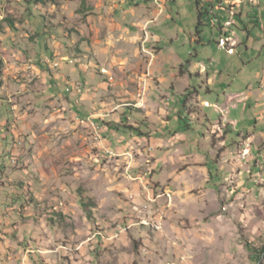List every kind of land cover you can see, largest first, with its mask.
Instances as JSON below:
<instances>
[{"label": "rangeland", "instance_id": "rangeland-1", "mask_svg": "<svg viewBox=\"0 0 264 264\" xmlns=\"http://www.w3.org/2000/svg\"><path fill=\"white\" fill-rule=\"evenodd\" d=\"M44 2L0 0V264H255L247 246L262 254L264 264V97L253 99L259 105L231 108L235 130L224 145L219 131L209 130L219 125L214 105L223 90L246 93L262 73L260 31L251 32L254 50L239 47L232 56L218 49V30L209 21L203 27L206 46L190 45L198 0ZM134 12L150 15L138 19ZM117 13L129 17L123 26L131 32L124 38V16ZM132 20H149L144 34L160 38L157 65L172 66L168 37L180 33L187 39L181 49L189 55L196 50L215 76L212 88L206 76L195 80L194 90L202 88L212 108L201 103L202 113L186 132L189 142L194 139L189 148L207 152L215 177L200 174L202 169L183 177L151 170L152 144L127 145L134 137L127 127L137 128L132 124L141 118L133 93L141 89L139 105L149 93L134 69L141 51L130 39ZM238 37L245 42L247 34ZM107 38L116 40L109 46ZM171 99L172 107L185 101L180 95ZM192 101L188 95L196 113ZM121 104L130 106L123 112ZM80 199L94 204L91 218Z\"/></svg>", "mask_w": 264, "mask_h": 264}, {"label": "crops", "instance_id": "crops-1", "mask_svg": "<svg viewBox=\"0 0 264 264\" xmlns=\"http://www.w3.org/2000/svg\"><path fill=\"white\" fill-rule=\"evenodd\" d=\"M153 1L154 0H151V2ZM198 1V17L200 14V21L202 25L198 31L196 27L195 35L192 33L189 34L190 45H195V48L206 46L203 40V27L205 26L206 21H209L208 23H210L213 28L218 30V38L216 40L218 49L226 50L228 54H232V56L236 54V49H239V47H244L246 51L255 49L254 43L250 38L252 35L251 32H253V30L258 29L260 31L258 33V38L264 40V0ZM207 6H210V8L208 10H204L203 13H201V10L205 9ZM217 11L218 13H216ZM117 14H123L124 16V21L121 24V27H123L122 34L124 38L131 32L130 28L123 26V24L126 22L125 20H127L129 17L127 13ZM132 14H134V17H138V19H144L146 15H150L149 13L135 12ZM158 14L154 13L155 19H157ZM245 17L247 20L246 22H244ZM261 17L262 19H260ZM249 20H251V23H248ZM148 21L149 20H145L142 24H139L140 22L132 20L133 24H130L133 26L132 30H134L135 33L133 35H130V39L139 44V52L141 51V53H139L138 57L134 61V69L135 72L140 73L141 75L140 79L142 80H140V86L148 87L149 93H146L142 105H139L141 104L140 101L142 100L138 99V96L140 95L139 93H141V89L140 91L135 90L133 93V97L136 99V103L133 105L134 109H136L135 113L140 115L141 118L136 119L133 124H130L137 126V128L140 129V132L143 135L137 136L136 134L131 132L134 137L127 142V145H130L132 141H134L135 144L139 143L143 146V148L145 145H147L148 141L152 144L153 153H151V156H156V161L153 167H151V170L157 171L159 169L161 171L163 169V171H165V168L168 170V176L176 175L177 177H183L191 171L202 169V173L200 174H203V170H205L204 172H207L209 176L212 175V177H215L214 169H216V167H214L213 165H207V152H203V150H201L202 153L200 151L196 152L195 150H193V148H189L192 146V142L194 139L191 138L189 142L190 136L186 132L190 129V127H192L191 119L196 117V115L202 113V110L200 108L201 103L205 106L209 104V107L212 108L210 100L206 102L205 98L201 95V92L203 93V89L198 88V90H194L195 88L193 85L194 83H196L195 80H201L206 76L207 85L212 88L215 85L216 78L215 76L210 77V75L207 73V68L202 66L200 60H198L200 54H198L196 50L195 55H189V52H185L181 49V46H186L187 39L184 36H180V33H176L175 36L171 35L168 37V41H170L169 44H171V48L168 49V54L171 58H174H172V66L166 65L165 63L157 65V58L160 56V54H162V50L160 48L161 40L158 36L153 35L151 31L146 32L147 35L144 34L143 27ZM240 21L242 23L241 28H239L238 26ZM252 23H255L257 27H250ZM148 28H150V26ZM180 32H182V35L185 34V31ZM238 32L247 34L245 42H242L239 39ZM107 40V45L110 46L112 43H114L113 40L116 39L111 40L107 38ZM221 41H224L226 45L223 43L220 44ZM122 42L124 44L126 41L123 39ZM261 42L262 41H260V43ZM96 45L100 44L97 43ZM258 49H260V47ZM262 49H264V44L262 45ZM231 50H233L232 53H230ZM97 52L98 51H96V54ZM147 52L153 53L154 57H147ZM188 56H190V58H188ZM194 58H197L196 61H194ZM226 65H230L229 68H232L234 64L229 62V64L227 63ZM167 66H170L169 69L167 68ZM213 67H215V64ZM194 68H196L197 70L199 69V71H193ZM214 71L217 74H222V71ZM84 72L85 70H82V73ZM143 82H145L144 85ZM165 82H169L171 83V85L167 89V91H162L161 88L163 87ZM251 85L252 86L249 87L246 93L240 89L234 90V88H229V90L224 89L223 95L217 97V101L215 102L214 106L216 107L215 109L218 110V113L221 114V119L219 120V125L217 127H213L214 125L209 124V130L219 131L220 136L223 139V145L229 138L228 135L233 133V131L235 130V127H231L236 124L234 122L236 120L231 118V108L237 107V105L240 103L252 102L256 97L257 101L258 99H260V97H264V89H261V87H264V62L262 73L258 72L256 74L255 82L253 81ZM154 88L157 89V92H151V89ZM211 93V91L207 90L206 95H209ZM175 95H180L181 99L186 97L187 95L193 96L192 102H194V104L199 107L200 111L198 110V112L195 113V111L192 109L191 105L189 106V104H187V106H185L184 108V102L182 101L179 102L177 106L172 107L171 98H173ZM201 99H203L204 102H202ZM252 104L254 103L252 102ZM255 104L259 105L258 102H255ZM152 105L153 108L151 109ZM120 106L121 108H123L124 112L130 105L121 104ZM248 107L250 108L252 106L250 104H246V108ZM207 116V114H204L206 121L209 123ZM173 122L177 123V125L171 127V124ZM198 122L200 123L199 125L197 124ZM198 122H196V126H203L202 122ZM118 128L116 127L115 130L112 129L109 132L117 131ZM209 130L207 129V133L212 136L213 131L209 132ZM199 138L206 140V137L201 134ZM123 140H127V138L123 137ZM142 152L147 155L145 149ZM176 157L179 158L180 165L186 167V169H180L179 164L176 162ZM170 162H172V164H169ZM201 165H203V167H201Z\"/></svg>", "mask_w": 264, "mask_h": 264}, {"label": "trees", "instance_id": "trees-1", "mask_svg": "<svg viewBox=\"0 0 264 264\" xmlns=\"http://www.w3.org/2000/svg\"><path fill=\"white\" fill-rule=\"evenodd\" d=\"M31 3L38 6V5H43L45 4L44 0H31ZM30 3V4H31ZM198 6H199V1H198ZM200 17L201 15L199 14L198 17V24H197V31L200 29L201 27V21H200ZM11 25L13 24L11 21H8ZM200 34V33H199ZM185 101H184V108L188 102V95L186 97H184ZM131 132H133L134 134H136L137 136H142L143 134L140 132L139 128L136 127H127ZM212 175H210L211 177ZM80 206L82 207V209L84 210V212L86 213V215L88 217H92V209L94 208V204L90 203L89 201H85L84 199H80L79 201ZM247 249L251 252L252 254V258L255 262V264H260L261 259H262V254L261 256H259L257 253H255V249L253 247L247 246ZM264 253V249L262 250ZM261 253V252H260Z\"/></svg>", "mask_w": 264, "mask_h": 264}, {"label": "built area", "instance_id": "built-area-1", "mask_svg": "<svg viewBox=\"0 0 264 264\" xmlns=\"http://www.w3.org/2000/svg\"><path fill=\"white\" fill-rule=\"evenodd\" d=\"M156 3H158V0H156ZM225 45H226V43H225ZM249 152H250V147L247 148V150H246V156L245 157L248 156Z\"/></svg>", "mask_w": 264, "mask_h": 264}, {"label": "bare ground", "instance_id": "bare-ground-1", "mask_svg": "<svg viewBox=\"0 0 264 264\" xmlns=\"http://www.w3.org/2000/svg\"><path fill=\"white\" fill-rule=\"evenodd\" d=\"M161 13H162V11H161ZM161 13H160V14H161ZM59 66H60V65H59ZM106 117H107V116H106Z\"/></svg>", "mask_w": 264, "mask_h": 264}]
</instances>
